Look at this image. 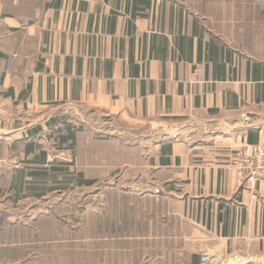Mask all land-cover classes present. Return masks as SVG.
<instances>
[{"label":"crops","instance_id":"crops-1","mask_svg":"<svg viewBox=\"0 0 264 264\" xmlns=\"http://www.w3.org/2000/svg\"><path fill=\"white\" fill-rule=\"evenodd\" d=\"M20 112L151 145L106 169L99 264H264V179L232 166L264 141V0H0V130Z\"/></svg>","mask_w":264,"mask_h":264},{"label":"rangeland","instance_id":"rangeland-1","mask_svg":"<svg viewBox=\"0 0 264 264\" xmlns=\"http://www.w3.org/2000/svg\"><path fill=\"white\" fill-rule=\"evenodd\" d=\"M13 116L19 125L0 130V264H99L90 238L104 232L106 199L121 194L120 174L106 169L151 145L100 115L69 112L33 134L37 114Z\"/></svg>","mask_w":264,"mask_h":264},{"label":"built area","instance_id":"built-area-1","mask_svg":"<svg viewBox=\"0 0 264 264\" xmlns=\"http://www.w3.org/2000/svg\"><path fill=\"white\" fill-rule=\"evenodd\" d=\"M232 166L247 173L250 177L264 179V141H260L240 152L232 161ZM212 254L204 251L200 255V264H211Z\"/></svg>","mask_w":264,"mask_h":264},{"label":"trees","instance_id":"trees-1","mask_svg":"<svg viewBox=\"0 0 264 264\" xmlns=\"http://www.w3.org/2000/svg\"><path fill=\"white\" fill-rule=\"evenodd\" d=\"M47 124L48 125H52V124H56V121H55V119H51V120H49L48 122H47ZM42 130V128L41 127H37V128H35V133H39V131H41ZM86 183H91L90 181H86Z\"/></svg>","mask_w":264,"mask_h":264}]
</instances>
